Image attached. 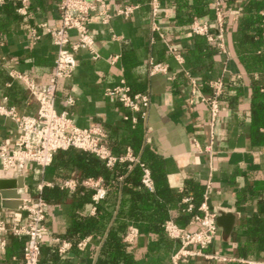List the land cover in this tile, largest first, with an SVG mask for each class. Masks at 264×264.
<instances>
[{
  "label": "crops",
  "instance_id": "crops-1",
  "mask_svg": "<svg viewBox=\"0 0 264 264\" xmlns=\"http://www.w3.org/2000/svg\"><path fill=\"white\" fill-rule=\"evenodd\" d=\"M104 3L110 15L106 24L98 14L90 15L88 33L94 39L92 50L73 51L77 34L75 31L68 34L66 48L72 73L56 84L55 110L67 112L77 128L97 127L104 132L105 146L123 159L107 166L88 154L107 168L128 162L129 172L143 151L160 158L166 186L176 193L188 194L182 199L185 211L177 205L170 211L168 221L194 231L197 226L192 219L203 214V203L211 213L234 214L231 241L224 243L216 237L202 250L203 255L212 258L192 256L177 264H264V252L256 253L250 260L234 256L236 243L246 239L244 231L234 236L239 224L245 219L259 218L264 205V104L261 110L253 104V88L264 96V0L223 3L224 51L189 31L198 13L200 20L214 29V0H157L155 18L151 14V0H104ZM128 5L138 7L129 18L116 15L117 10ZM42 24L49 29L61 25L59 0H1L0 106L14 108L19 115L35 116L38 109L36 97L19 76H25L40 90L49 83L54 71L58 49L52 33ZM152 64L164 65L166 72L151 73ZM217 79L222 80L224 91L219 97V115L211 129L210 111L200 96L209 97L210 83ZM122 81L132 93L148 97L144 118L123 107L108 93ZM125 116L130 123L124 120ZM138 119L140 124L136 128ZM21 134L13 120L0 116V150L4 147L9 153ZM65 151L56 152L45 168L28 163L4 171L0 166V180L16 182L22 178L27 191H21V199L38 198L42 191L49 197L58 191L65 192L64 196L60 193L57 203L47 204V234L40 253V259L46 261L43 264H95L101 242L88 236L73 246L62 237L71 212L95 214L93 204L71 205L77 186H84L95 204L100 200L95 199L97 190L101 188L103 195L106 191L103 178L101 175L82 177L76 166H68L62 156ZM88 158L80 157L79 162L87 165ZM87 166L92 169V164ZM70 181L74 182L73 188L65 186ZM147 189L152 191L153 183ZM197 196H201V201L195 213L192 198ZM1 201L0 219L7 227L24 220L19 207L2 208ZM186 215L190 217L187 219ZM130 229L134 237L131 242L125 237V241L137 259L144 261L152 237L143 223H130ZM4 239L0 264H23L26 237L8 232ZM172 241L177 249L171 255V264L180 246ZM82 242L83 247H78ZM63 243L69 246L59 252ZM48 253H53L57 260L47 261Z\"/></svg>",
  "mask_w": 264,
  "mask_h": 264
},
{
  "label": "built area",
  "instance_id": "built-area-1",
  "mask_svg": "<svg viewBox=\"0 0 264 264\" xmlns=\"http://www.w3.org/2000/svg\"><path fill=\"white\" fill-rule=\"evenodd\" d=\"M224 2L226 0H214L215 23L213 30L210 29L208 22L198 19H194L189 25V31L193 35L205 37L208 42L215 44L222 51L225 48L222 17ZM150 7L152 18H155L158 12L157 0H151ZM137 8L135 5L124 6L117 10L116 15L127 19ZM94 13L98 14L103 24H106L110 19L104 0H59L61 25L49 29L45 24H42L45 30L52 33L53 43L58 49L54 61V71L49 83L40 90H37L34 84L25 76H19L36 97L38 109L35 116L19 115L14 108L0 106V116L13 120L17 125V129L22 133L9 153L4 147L0 150V166L4 171L19 168L28 163L41 168L48 167L56 152L70 148L89 152L107 166H113L117 161L123 159L114 156L105 146L103 143L105 134L100 128H77L67 112L58 113L55 110L56 84L60 79L69 78L72 73V64L68 62L69 50L66 48L69 44L68 34L70 31H75L77 34L76 43L72 46L73 51L78 49L92 50L94 39L88 33V24L90 15ZM153 29L158 30L154 25ZM176 57L179 58L178 55ZM93 58H96V56ZM160 72H166L164 65H151V73ZM121 83L120 86L113 88L108 93L114 96L123 107L133 113L140 114L144 118L149 102L148 97L140 94L131 96L129 88L124 85L123 81ZM192 87L193 93H195L196 86L194 82H192ZM210 87L212 89L211 95L209 97L200 96V100L209 108L210 127L212 129L219 115V97L224 91V84L221 79H217L210 83ZM68 103L71 104L72 100L69 99ZM127 119L125 116L124 120ZM132 121H135V119L132 118ZM207 150H210V147H207ZM88 183L92 184L91 181H88ZM142 183L145 187L151 188L152 183L147 170H144ZM65 186L73 188L74 182H66ZM102 197L103 190L99 188L95 199L98 200ZM19 209L24 214L22 222H15L7 227L5 222L0 219V251L5 248L4 235L6 233L9 232L13 236H24L26 242L22 250L23 264H38L40 245L47 234L45 218L48 205L40 197L35 199L25 198L22 199ZM201 210L203 214L196 215L192 219V223L197 226L194 231H186L173 221L164 223L163 228L166 236L180 244L177 252L172 256L173 264L187 260L192 256L212 258V256L203 255L202 250L208 248L216 236V214L209 212L204 203L201 205ZM133 237L134 232L130 229L126 240L131 242ZM83 245V242L79 243L78 247H83ZM68 246L69 244L63 243L59 252H64ZM190 247H195V249H190ZM247 264L259 263L248 262Z\"/></svg>",
  "mask_w": 264,
  "mask_h": 264
},
{
  "label": "trees",
  "instance_id": "trees-1",
  "mask_svg": "<svg viewBox=\"0 0 264 264\" xmlns=\"http://www.w3.org/2000/svg\"><path fill=\"white\" fill-rule=\"evenodd\" d=\"M200 16V13L196 14L195 19L200 20ZM129 91L131 96L140 94L132 93L130 88ZM253 104L260 106V110L264 104V96L256 88H253ZM139 124L140 120L138 119L134 126L138 128ZM138 145L134 147V153H136ZM85 153L70 148L62 156H65L68 166H76L80 170L82 177L101 175L106 191L103 197L94 204L90 198L91 194L84 186L81 184L77 186L75 193L71 196V205L93 204L95 214L71 212L68 215V228L62 238L72 243L73 246L88 236H93L101 242L95 264H171V255L177 246L174 241L166 236L163 225L170 219V211L175 209L177 205L185 211L186 205L182 204V199L188 195L187 192L176 193L170 190L164 180L161 159L149 155L145 151L142 152L139 161L134 164L129 172L126 170L128 162L116 164L114 168H107L96 162L88 152ZM84 156L89 157L88 164H92L91 170L88 168V164L84 165V163L79 162V158ZM144 170L149 172V177L153 183L152 191L148 190L142 183ZM119 178H122V181L119 182ZM78 181L80 182V179ZM60 193L65 195V192L58 191L54 196L49 197L45 191H42L39 197L47 204H53L58 202ZM119 195L120 198H118ZM200 201L201 196L192 198L195 213H197ZM261 212L259 218L245 219L239 224L234 236L244 231L246 239L244 242H237L234 247V256L237 259L250 260L255 258L256 253L264 252V205L261 206ZM189 217L190 215L185 216L187 219ZM137 222L145 224L152 237V243L147 247V257L144 261L137 259L136 254L125 241L130 223ZM41 249H44L42 243L40 253ZM46 260L55 261L57 258L54 257L53 253H48ZM43 261L45 259L39 257L38 264L46 262Z\"/></svg>",
  "mask_w": 264,
  "mask_h": 264
},
{
  "label": "water",
  "instance_id": "water-1",
  "mask_svg": "<svg viewBox=\"0 0 264 264\" xmlns=\"http://www.w3.org/2000/svg\"><path fill=\"white\" fill-rule=\"evenodd\" d=\"M21 191L27 188L22 183V178L13 181L0 180V199L2 208L17 209L22 204ZM217 233L216 237L224 243L231 241V235L235 225V216L230 212L218 211L215 219Z\"/></svg>",
  "mask_w": 264,
  "mask_h": 264
}]
</instances>
